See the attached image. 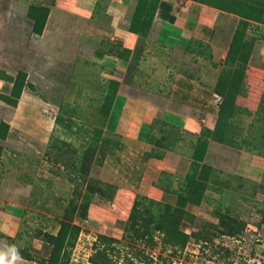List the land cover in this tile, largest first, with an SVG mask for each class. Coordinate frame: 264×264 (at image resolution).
<instances>
[{
  "label": "crops",
  "instance_id": "crops-1",
  "mask_svg": "<svg viewBox=\"0 0 264 264\" xmlns=\"http://www.w3.org/2000/svg\"><path fill=\"white\" fill-rule=\"evenodd\" d=\"M35 3L49 9L41 35L33 33V21L27 16L30 4ZM135 4L136 0H0V95L9 94L19 70L27 72L28 82L30 78L46 82L44 68L54 63L46 56L48 46L53 45L56 53H65L73 43L70 52L75 49L79 61L103 71L107 81L118 83L109 112V117L114 115L113 127L107 123L106 131H115L116 119L125 115L135 121L126 124L121 141L141 144L144 140L145 151L150 152L154 146L146 139L151 125L155 136H161L164 123L180 129L178 138L173 136L172 149L162 158L145 160L157 170L150 172L156 176H150L145 196L171 202V191L179 182L193 180L198 173L200 163L192 158L193 147L202 128L215 125L216 102L221 100L215 89L239 17L198 0H160L148 35L140 36L128 31ZM246 34L255 41L235 99L238 107L248 111L237 116L233 124L237 141H252L253 118L257 116L260 125V115H264V109L260 111L264 99V25L252 22ZM37 41L46 44L47 50L36 48ZM116 52L127 56L118 57ZM27 93L25 86L20 101ZM7 106L0 100L1 118ZM257 147L262 150H255ZM257 147L243 144L238 149L209 140L204 163L222 172L223 178L240 177L261 185L264 147ZM159 150L163 152L162 148L155 151ZM158 181L165 182L160 185ZM6 211H0V233L14 236L18 229L14 208ZM14 257L1 250L0 264L25 262Z\"/></svg>",
  "mask_w": 264,
  "mask_h": 264
},
{
  "label": "rangeland",
  "instance_id": "rangeland-1",
  "mask_svg": "<svg viewBox=\"0 0 264 264\" xmlns=\"http://www.w3.org/2000/svg\"><path fill=\"white\" fill-rule=\"evenodd\" d=\"M72 34L75 38V32ZM81 39V36L77 38ZM69 42L66 41L67 44ZM35 43L36 48L47 50L46 44ZM71 45L65 53H56L53 45L48 46L49 56H46L55 65L53 63L44 68L46 82L37 80L39 83L36 84L37 81L30 78L29 83L34 88H28L26 97L22 101L19 99L15 107L19 109L15 112V108L7 106V113L0 117V121L9 125L7 139L1 141L4 154L0 169V211L10 212L14 208V224L18 227L16 234H19L15 242L28 248L35 257L34 262L20 261L19 264H39V259L49 256L50 247L40 233L56 234L63 219V210L75 195V186L67 172L55 173V168L43 157L44 150L51 141L65 140L80 152L94 129H102L103 137L110 138L118 147L105 154L101 165L94 162L90 175L104 184L113 185L117 191L111 204L94 199L88 216L74 219L79 234L74 247L68 251L67 264H93L89 258L95 251L93 244L99 234L120 241L114 243V250L110 251L113 264H148L135 258L138 249L152 260L151 264H264V224L259 223L264 204V171L259 172L263 178L261 189L252 187L255 182L229 179L230 187L222 193L207 191L209 201L192 208L191 215H195L196 219L192 221L187 217L180 226L188 233L198 231L205 222L212 221L214 208L223 209L244 225L236 235H219L216 227L209 226L202 232L205 236L211 235V242L191 239L176 254L170 246L161 244L157 234L158 244L155 247L123 238L124 222L133 200L136 195L146 194L151 183L150 172L157 170L145 163L144 140L141 144L121 141L126 124L135 120L124 115L116 119L115 131L105 130L107 123L113 127L111 122L114 120V115L105 119L100 112L102 90L108 81L103 77V71L79 61L75 49L70 52L74 46L73 43ZM24 53L27 55V51ZM48 58L45 59L47 62ZM58 113L64 120L63 124L54 122ZM68 116L72 117V121ZM162 182L165 181L159 184ZM0 242V249L4 251L5 241ZM127 259L134 263H128Z\"/></svg>",
  "mask_w": 264,
  "mask_h": 264
},
{
  "label": "trees",
  "instance_id": "trees-1",
  "mask_svg": "<svg viewBox=\"0 0 264 264\" xmlns=\"http://www.w3.org/2000/svg\"><path fill=\"white\" fill-rule=\"evenodd\" d=\"M204 4L216 7L220 10L227 11L239 17L238 25L233 34L229 45L224 67L218 78L215 92L221 98L218 102L217 117L215 125L212 129L203 127L200 135L196 139L193 147L192 158L200 163V167L195 179H185L179 182L177 188L171 191L173 199L171 202L156 201L145 195H136L127 219L123 226V238L129 242H141L148 246L155 247L158 240L163 246H170L173 253L178 249H183L187 242L191 239L195 241L211 242L212 237L205 236L202 232L206 227H216L219 235L233 236L241 232L244 225L235 220L233 216L226 210L214 208L212 210V221L205 222L200 230L185 232L180 228L182 222L187 217L194 221L196 216L191 215L193 207H199L203 202H208L206 197L207 191L222 193L223 190L230 187V180L221 177L220 171L212 166L204 163V155L207 149L208 141L213 140L228 146L242 148L243 144L261 145L264 147V115H260V125L257 124V116L253 118L250 134L252 141L249 139H234L236 132V117L241 113H248L235 104L236 95L239 91L244 71L248 63L254 39L247 38L246 31L252 22L264 25V0H198ZM160 0H136L133 11V19L128 27V31L140 36H147L151 23L156 15ZM49 9L41 4H30L27 16L33 21L32 31L36 35H41L46 23ZM118 57H126L127 55L116 52ZM129 54V52L127 51ZM27 72L19 70L12 80V88L9 94H1L0 100L8 106L15 108L22 95L23 88L27 86L33 89L34 86L27 81ZM118 83L109 80L107 86L103 87V103L100 107L102 116L108 118L109 112L117 91ZM62 107V106H61ZM60 107V112H61ZM264 109V99L260 111ZM72 121V117L68 116ZM259 120V119H258ZM55 124H63L64 120L60 113L54 119ZM161 136H155L153 125L146 141L153 145L154 148L150 152L144 154V159L162 158L166 150L172 149V142L178 138L176 131L179 128L164 123ZM67 129V128H66ZM238 130V129H237ZM9 133V125L0 121V169L2 166L3 146L1 141L7 139ZM88 137L87 145L79 152L77 148L69 145L65 140L51 141L44 150L43 157L54 168L55 173L59 174L66 171L72 184H74L75 195L68 201V205L64 208L59 228L56 234L42 232V239L49 245L50 253L47 258L43 257L38 260L39 264H67L68 251L74 247L79 227L74 225L75 218H86L90 205L94 199L104 203H112L115 198L117 188L113 185L102 183L99 179L91 177V169L94 162L101 165L103 157L106 153L113 151L118 147L117 143L113 144L110 138L103 137L102 129H94ZM258 134V135H257ZM173 136H176L174 138ZM260 137L261 140L255 141ZM254 138V139H253ZM61 143V144H60ZM258 143V145L256 144ZM162 148V151H155ZM257 151L262 149L254 148ZM239 180L241 178L239 177ZM1 185V183H0ZM261 189V185L252 184ZM223 205V203H221ZM220 204V205H221ZM260 224H264V204L260 210ZM216 219V222H213ZM207 231V230H206ZM155 234L159 235V239L155 238ZM19 238V234L14 236L4 235L0 233V240L5 241L4 251L21 258L28 262H34L35 257L28 248L17 245L15 239ZM158 239V240H157ZM120 241L103 234L97 236L96 242L93 244L94 253L89 260L93 264H113L112 254L114 250L113 244ZM13 247L15 250H13ZM138 249L135 256L139 261L151 264V259ZM143 255V256H141ZM128 263H134L127 259Z\"/></svg>",
  "mask_w": 264,
  "mask_h": 264
},
{
  "label": "clouds",
  "instance_id": "clouds-1",
  "mask_svg": "<svg viewBox=\"0 0 264 264\" xmlns=\"http://www.w3.org/2000/svg\"><path fill=\"white\" fill-rule=\"evenodd\" d=\"M13 250H15V248H14V247H13ZM15 258H16V257H14V259H15ZM8 264H11V262L9 261V262H8Z\"/></svg>",
  "mask_w": 264,
  "mask_h": 264
},
{
  "label": "built area",
  "instance_id": "built-area-1",
  "mask_svg": "<svg viewBox=\"0 0 264 264\" xmlns=\"http://www.w3.org/2000/svg\"><path fill=\"white\" fill-rule=\"evenodd\" d=\"M216 103H218V102H216Z\"/></svg>",
  "mask_w": 264,
  "mask_h": 264
}]
</instances>
